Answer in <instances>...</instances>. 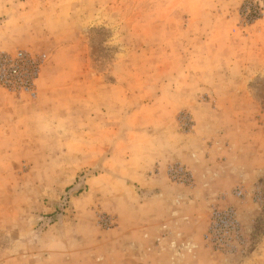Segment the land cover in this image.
Returning <instances> with one entry per match:
<instances>
[{"label":"rangeland","instance_id":"rangeland-1","mask_svg":"<svg viewBox=\"0 0 264 264\" xmlns=\"http://www.w3.org/2000/svg\"><path fill=\"white\" fill-rule=\"evenodd\" d=\"M0 50L42 61L0 86V264H170L122 226L174 211L264 264V0H0Z\"/></svg>","mask_w":264,"mask_h":264},{"label":"crops","instance_id":"crops-1","mask_svg":"<svg viewBox=\"0 0 264 264\" xmlns=\"http://www.w3.org/2000/svg\"><path fill=\"white\" fill-rule=\"evenodd\" d=\"M198 162L195 164L193 163V169L195 167L196 174H199L200 167L202 166V162L200 159L197 160ZM204 163L209 165L207 161L204 160ZM195 174V175H196ZM189 204V203H188ZM174 210V209H171ZM132 212H130L131 214ZM174 217V221L171 220V223H156L155 221H150V223L146 225H142V223L135 224L133 221L130 222L128 226L124 225L123 227V235H122V242L125 244H134V245H142V247L137 246L135 250V254L139 257H143V255L146 254V245L148 244L146 240L147 234H153V230H155L154 235L152 239L149 240V244L156 243L155 239H158V248H160L161 252L163 249L166 248L164 244H168L167 246L174 244L175 248H173V251L168 257L171 262L170 264H200L203 263L205 260V257L203 253H196L194 248L196 246L195 241L200 238V226H196L195 222L192 221L191 215H186L179 213L178 211L172 212V216ZM134 215L130 216L129 218H133ZM173 221V222H172ZM204 223V222H203ZM118 229V232H120L121 228ZM198 229L196 230V228ZM166 228H170L175 230L176 237H174L172 240L167 242V237L163 238L162 235L164 233V230ZM158 236V238H157ZM155 240V241H154ZM115 243V242H114ZM117 243V240H116ZM180 248V250H179ZM178 252V253H174ZM160 254V253H158ZM128 255H131L129 253ZM131 258V257H130ZM160 264H166V261L159 258Z\"/></svg>","mask_w":264,"mask_h":264},{"label":"built area","instance_id":"built-area-1","mask_svg":"<svg viewBox=\"0 0 264 264\" xmlns=\"http://www.w3.org/2000/svg\"><path fill=\"white\" fill-rule=\"evenodd\" d=\"M41 62L40 58H35L27 51H17L16 54H11L0 50V86L15 92L34 94ZM228 220L220 217L215 227L219 229L218 226L221 223L222 227H226Z\"/></svg>","mask_w":264,"mask_h":264}]
</instances>
